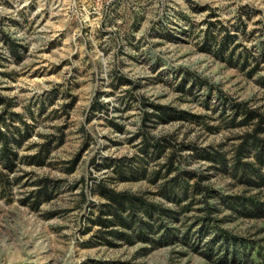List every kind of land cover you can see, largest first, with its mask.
Segmentation results:
<instances>
[{
  "label": "rangeland",
  "instance_id": "rangeland-1",
  "mask_svg": "<svg viewBox=\"0 0 264 264\" xmlns=\"http://www.w3.org/2000/svg\"><path fill=\"white\" fill-rule=\"evenodd\" d=\"M236 104L264 116V0H0V264H264ZM105 188L169 213L104 226Z\"/></svg>",
  "mask_w": 264,
  "mask_h": 264
},
{
  "label": "trees",
  "instance_id": "trees-1",
  "mask_svg": "<svg viewBox=\"0 0 264 264\" xmlns=\"http://www.w3.org/2000/svg\"><path fill=\"white\" fill-rule=\"evenodd\" d=\"M95 103V102H94ZM94 107V105L92 106ZM235 109H239V111L244 115V119L242 122H247L251 121L253 119H256L254 121L252 128L250 129L249 132H246L240 139V142L235 148V153L237 158H240V155L242 156L243 154H246L244 152L250 151V149H253L254 156L258 162L263 161V154H264V136H261V134L264 133V116L260 115L257 113L256 110H249L245 107L239 106V104H236ZM160 113L163 115L167 116H172L169 111H167V108L165 107H159ZM156 114V113H155ZM159 118H163L161 115H157ZM0 142L1 143V148H0V156L2 157L4 164L12 168L14 163H13V157L15 156V152L12 151L9 147V137L6 135V133L2 130H0ZM160 142H156L152 144L154 146H160L157 145ZM151 144V143H150ZM48 149L46 147V144L41 145V149H39L33 156H30L32 160H35V163H41L44 161L45 155L48 153ZM202 156H206L207 158L211 159H216L218 155H214L216 158H213L212 155L208 154H203ZM222 160V157L219 159ZM240 160V159H239ZM242 168L244 169L246 163H241ZM42 189L40 190L41 193L48 197L47 191L45 189V186H41ZM193 188L198 190L200 187L197 184L193 185ZM100 192L105 196L107 201L105 203H102V209H100L101 215L104 216H109L105 217V219H100L98 217L97 221L103 224L104 226H108L109 223H119L122 226H129L128 219L130 220V217L135 216L134 212L138 211H145V213L150 214V217L152 218L154 215L153 213L161 214V213H169L167 209H163L162 207H159L158 205H155L151 202H148L144 199H142L140 196H137L135 194H129L127 192H117L114 191L113 189H102ZM254 207V206H253ZM260 206H255V211H259ZM126 216H125V215ZM152 215V216H151ZM125 216V217H124ZM128 218V219H127ZM125 224V225H123ZM140 231L144 232V229H147L149 231L150 225L149 223H146L144 221H141L140 224ZM146 231V232H147ZM142 232H139L138 236H142ZM108 234L111 236L115 237H122L125 236L126 240H130L129 237L131 238L132 235L129 233H118L116 231H108Z\"/></svg>",
  "mask_w": 264,
  "mask_h": 264
}]
</instances>
